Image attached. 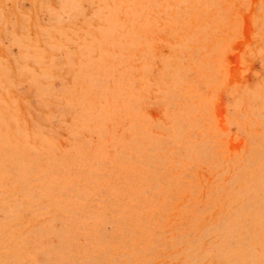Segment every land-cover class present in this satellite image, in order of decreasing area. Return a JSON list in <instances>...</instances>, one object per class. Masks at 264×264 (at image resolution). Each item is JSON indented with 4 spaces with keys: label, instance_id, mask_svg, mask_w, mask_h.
Segmentation results:
<instances>
[{
    "label": "rangeland",
    "instance_id": "1",
    "mask_svg": "<svg viewBox=\"0 0 264 264\" xmlns=\"http://www.w3.org/2000/svg\"><path fill=\"white\" fill-rule=\"evenodd\" d=\"M0 264H264V0H0Z\"/></svg>",
    "mask_w": 264,
    "mask_h": 264
}]
</instances>
